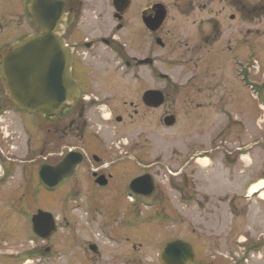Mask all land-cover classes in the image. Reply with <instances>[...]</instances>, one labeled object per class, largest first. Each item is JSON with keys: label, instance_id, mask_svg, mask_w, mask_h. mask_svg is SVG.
I'll use <instances>...</instances> for the list:
<instances>
[{"label": "flooded vegetation", "instance_id": "obj_1", "mask_svg": "<svg viewBox=\"0 0 264 264\" xmlns=\"http://www.w3.org/2000/svg\"><path fill=\"white\" fill-rule=\"evenodd\" d=\"M33 1L0 0V70L4 52L39 31ZM60 1V34L71 62L74 102L56 113L21 109L0 72V264H138L133 238L145 234L135 230L142 229L146 219L141 214L149 209L162 216L157 217L160 264V254L176 240L191 245L189 264H253L258 253L246 256L240 237L230 245L223 221L217 226L224 228L217 240L209 233L214 231L209 216L198 232L196 217L204 208L199 207L189 175L206 153L192 151L170 163L137 154L147 148L140 144L143 137L148 140L177 125L178 100L189 106L190 119L215 97L227 117L224 82L213 85L208 69L221 68L231 37L241 38V20L264 23V0H129V6L121 8L117 0ZM157 4L165 6L167 16L152 28L145 18L156 15ZM171 7L181 16L194 17L192 37L179 38L185 42L178 48L184 46L186 53L204 61L193 56L186 60L185 67L194 75L182 83L171 81L164 62L155 58L175 29H166ZM208 62L210 66H204ZM219 88L220 94L213 95ZM150 90L162 92L160 104L145 98ZM167 90L175 93L173 100ZM168 116H173L172 125L167 124ZM123 123L127 133L116 126ZM69 153L81 160L69 174L53 175L49 168ZM165 184L178 193L177 207H166ZM116 242L127 249L117 254ZM214 247L220 249L210 250Z\"/></svg>", "mask_w": 264, "mask_h": 264}, {"label": "rangeland", "instance_id": "obj_2", "mask_svg": "<svg viewBox=\"0 0 264 264\" xmlns=\"http://www.w3.org/2000/svg\"><path fill=\"white\" fill-rule=\"evenodd\" d=\"M163 1L172 4L174 0ZM193 18L181 16L171 7L166 29H175L165 40L166 48L155 52L159 53L155 58H159V63L164 62L166 74L173 82L179 80V83H182L194 75V72L184 65L193 54L186 53L184 46L178 48L179 44L184 45L185 42L178 40L179 38L192 37ZM258 28L260 29L257 30ZM248 30L250 31L247 33ZM227 52L221 68L214 65L208 69V79L213 81V85L217 81L224 82L226 98L223 107L227 117L222 115L221 103H217L215 97L211 103H204L202 109L194 110L190 119L186 116V107L189 106L178 100L174 105V112L180 121L171 128L159 130L149 136L148 140L143 137L140 144L147 145V148L139 151L140 154L137 155L144 156L149 161L170 163L177 159L178 155L181 156L180 159H185L192 151L206 153L210 158H205L203 167L196 165L193 169L195 172L189 175V183L195 186L199 207L206 208L197 213L198 232L202 233L200 224H207L200 222L209 216V219H214V223H211L214 231L208 230L213 233V239L217 240L224 229L217 226L223 221L228 225L229 235L226 239L228 238L229 244L233 245L236 237L245 236L248 240L242 244L246 247V255L250 251L260 252L262 257L256 261L253 259L252 262L264 264V185L254 194L250 191L251 186L264 182V102H260L264 98V23L241 20V38H237V35L231 37L230 49ZM150 54L154 56L152 52ZM193 58L201 62L203 57L194 55ZM210 63L204 66H210ZM221 89L213 95L220 94ZM167 94L173 100L175 93L167 90ZM112 126L111 124L110 127ZM116 126L127 133L124 123ZM174 149L178 152H174ZM121 154L126 155L127 152L123 151ZM128 159L125 157V160ZM189 171H192L191 167ZM164 179L168 184L166 176ZM165 186L166 207H177L178 193L169 185ZM149 212L153 210H145V213L141 214L146 222L142 229L135 230V233H141L143 230L145 234L143 237L134 234L133 240L137 245L133 248L134 263L160 264L158 219L162 216ZM209 213H213L214 217ZM153 215L154 217L150 218ZM168 230L172 233L174 228L169 227ZM140 241H143V244L139 245ZM114 245L117 254L127 249L125 244L116 242ZM216 249L220 248H210ZM200 252L198 250V255Z\"/></svg>", "mask_w": 264, "mask_h": 264}, {"label": "water", "instance_id": "obj_3", "mask_svg": "<svg viewBox=\"0 0 264 264\" xmlns=\"http://www.w3.org/2000/svg\"><path fill=\"white\" fill-rule=\"evenodd\" d=\"M116 2L118 8L130 4L129 0ZM157 7L154 17L145 18L146 24L152 28L160 26L167 16L163 4H157ZM32 12L39 31L4 52L0 72L8 94L19 108L30 112L56 113L74 102L71 62L60 34L64 18L63 2L34 0ZM145 98L149 103L158 105L163 100V94L150 90ZM173 121V116L167 117L168 125H172ZM77 160L81 157L76 158L69 153L49 171L55 176L67 175L73 171ZM41 175H46V172L42 171ZM160 256L163 264H189L193 250L190 244L176 240L170 242Z\"/></svg>", "mask_w": 264, "mask_h": 264}, {"label": "bare ground", "instance_id": "obj_4", "mask_svg": "<svg viewBox=\"0 0 264 264\" xmlns=\"http://www.w3.org/2000/svg\"><path fill=\"white\" fill-rule=\"evenodd\" d=\"M204 162H205V160L202 159L201 163H204ZM263 185H264V182H261L259 184H255V185L251 186L250 191L255 192V191L259 190V188L262 187ZM262 195L264 196V191L262 192Z\"/></svg>", "mask_w": 264, "mask_h": 264}]
</instances>
